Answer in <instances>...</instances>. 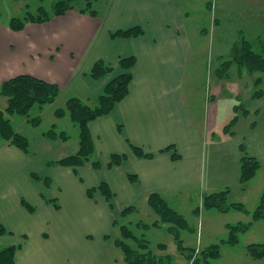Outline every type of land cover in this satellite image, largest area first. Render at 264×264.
I'll list each match as a JSON object with an SVG mask.
<instances>
[{"label":"crops","instance_id":"crops-1","mask_svg":"<svg viewBox=\"0 0 264 264\" xmlns=\"http://www.w3.org/2000/svg\"><path fill=\"white\" fill-rule=\"evenodd\" d=\"M98 8L97 17L70 11L46 24L28 23L20 32L0 22V85L16 76L31 75L57 84L63 95L95 101L124 72L120 59H136L129 95L110 114L89 125L99 169L90 164L77 168L52 165L56 159L47 156L61 159L69 153L63 152L67 142L46 138L43 130L24 119L15 125L29 141L28 153L8 142L1 145L0 221L8 233L0 236V247H20L15 264H100L115 246L119 236L115 221L125 207L139 203L148 207L153 192L167 200L197 191L201 198L208 149L216 139H227L210 137L219 124V96L231 93L225 109L235 114V109L243 108L246 116L260 113L257 103L264 101V95L253 97L256 83L249 78L241 82L238 77L225 80L216 75L210 88L212 98L203 113L207 126L197 123L185 99L194 47L190 16L183 11L181 0H100ZM133 27L142 28L143 35L112 36ZM219 56L218 62H225ZM99 61L113 72L94 79L91 70ZM238 71L242 75L244 69ZM253 74L260 80L263 73ZM251 103L257 106L249 107ZM235 135L236 131L228 139ZM134 146L153 157L136 156ZM169 147L173 149L166 151ZM71 149L74 152L77 146ZM113 155L125 159L109 169ZM213 178L210 193L218 192L215 184L220 179ZM103 182L113 194L110 202L100 191L93 198L88 195L89 189ZM23 201L34 211L23 206Z\"/></svg>","mask_w":264,"mask_h":264},{"label":"rangeland","instance_id":"rangeland-1","mask_svg":"<svg viewBox=\"0 0 264 264\" xmlns=\"http://www.w3.org/2000/svg\"><path fill=\"white\" fill-rule=\"evenodd\" d=\"M53 1L45 0L42 3L40 0H0V22L8 23L9 26L12 19L24 18L28 12L35 13L42 4L48 11H52ZM181 4L183 11L190 16V33L194 47L188 64L185 99L193 119L207 126L204 123L206 118L203 113L205 105H208L212 98L210 88L212 82L214 83L217 79L216 70L222 64L218 62L221 57L219 55L223 56L220 59H224L225 62L231 61L230 52H234L235 47L240 45L242 40L251 43L255 52L264 53V0H181ZM248 17H251L250 25L247 22ZM236 66L233 63L229 70H224V73H228L226 77H230L225 80L238 77L241 82H246L249 78L256 83L255 92L261 89V96H263L264 72H258L263 73L260 77L263 84L258 85L259 79L254 76L255 74L251 75L245 67L246 69L240 75L238 68L241 69V67ZM230 95L231 93L225 91L219 96V124L210 137L214 139V136H227V139L223 141L216 139L215 144L210 145L211 152L208 149L207 181L203 190L205 194L200 198L197 191H192L188 195L167 198L169 206L183 215L189 223V228L179 229L183 246L188 252L181 253L169 232L168 225L151 227L145 232L150 251L159 258L169 256L172 264H195L205 250L214 246L218 248V257L201 261V264H264V257L259 259L250 254V250L254 248L252 246L264 245V101L257 103V105L261 104L258 114L246 116L243 108L235 109L233 114L229 112V109H225ZM67 98L68 96L64 94L54 105L45 108L42 115L43 129H49L55 122L53 113L57 108L64 107ZM0 99L3 100V98ZM257 105L251 103L249 107ZM38 114L37 108L32 110L33 116ZM236 117L238 121L232 124ZM19 119L23 118L15 116L13 119L15 129V122ZM252 122L256 123L252 124ZM226 126L229 129L228 133L225 132ZM255 126L257 127L253 131ZM58 131H65L70 136V139L66 141L67 147L63 151L69 153L64 154L61 159L57 158L59 156H47L48 160L56 159L50 163L69 157L78 149L77 127L68 121H60ZM235 131L234 138L228 139L230 135L235 134ZM72 146L74 148L77 146L74 152H72ZM244 156L255 158L261 167L252 179L242 183L241 162L239 163L238 159ZM214 176L220 179L215 184L216 191L229 190L228 204L237 203L241 205L240 209L232 207L219 211L216 208L204 207L205 196L210 194L209 188L215 182ZM135 206L139 207V212L130 216L128 221L133 224L142 221L152 225L158 220L151 209L143 203L135 204ZM134 227L132 226L136 230ZM233 227L241 228L234 232ZM136 234L140 235L142 232L137 231ZM231 235L237 241L230 242ZM132 244L136 247L134 243ZM159 244H164L165 247L159 249ZM122 256L121 250L112 245V249L107 251L100 264H125Z\"/></svg>","mask_w":264,"mask_h":264},{"label":"trees","instance_id":"trees-1","mask_svg":"<svg viewBox=\"0 0 264 264\" xmlns=\"http://www.w3.org/2000/svg\"><path fill=\"white\" fill-rule=\"evenodd\" d=\"M40 1L43 3L45 0ZM99 1L100 0H54L52 11H48L41 3L42 5L38 7L35 13L28 12L24 18L12 19L9 27L13 31L20 32L24 30L28 23L46 24L55 17L65 16L70 11H77L82 15L97 17ZM143 33L142 28L133 27L128 30L113 33L112 36L134 38L143 35ZM239 44L240 45L235 47L232 60L223 62L217 68L216 75L221 79L228 77H226L228 73H224V70H229V67L233 63L240 66L241 69L247 68L251 73L264 72V53L255 52L252 44L245 40H242ZM135 63V57L121 58L119 66L124 72L110 81L105 87L103 94L95 101L84 100L77 96H68L64 103V107H59L54 111L53 116L55 122L46 130L42 128V115L46 107L54 105L59 98L63 96L62 89L57 84L49 83L31 75H20L3 82L0 85V98H3L5 103L0 105V147L3 142H8L26 153L29 151L28 139L18 133L14 127L13 119L15 116L22 117L35 128H41L46 138L63 142L68 141L70 136L65 131H58V123L60 121H68L78 128V149L75 154L51 164L75 168L90 164L93 168L99 169L101 163L96 159L95 143L89 125L96 119L110 114L114 108L129 95L130 85L133 81L131 70L135 66ZM112 72L113 68L111 66L99 61L92 68L91 77L99 79ZM257 83L259 85L260 80L257 81ZM261 95L262 92L260 89L254 93L253 97H262ZM35 108L38 109L39 114L37 116L32 115V110ZM236 121H238L237 117L232 121V124H235ZM225 129V132L228 133V126H226ZM170 149H173V147H169L166 151ZM133 152L136 156L141 158L153 157L152 154L145 153L139 147L134 146ZM178 156L179 155L176 153L173 155L175 158ZM124 159L125 156L113 155L108 164V168L111 169L121 165ZM260 167V163L255 158L244 156L241 159V182L244 183L252 179ZM95 191H100L108 202H110L113 197L109 186L105 182L101 183L98 188L88 190L90 198H93ZM228 195L229 190L206 194L204 207L207 209L216 208L219 211H225L232 207L240 209L239 207L241 205L237 203L228 204ZM23 206L30 211H34V208L26 201H23ZM147 206L157 216L158 220L152 225L142 221L133 224L131 221H128V218L138 213L139 207L133 205L124 208L119 219L115 222V225L119 229V237L115 240V246L123 253L125 264H172V259L169 256L159 258L150 251L145 232L151 227H157L161 224L168 225L170 234L173 236L175 242L178 244L179 250L183 254L188 251L183 246L184 243L179 234V229L189 228V223L183 215L172 209L167 200L158 192H153L148 196ZM132 226L136 230H134ZM240 228L241 227H233V231H238ZM137 231H141L142 234H136ZM6 233L8 232L0 221V236ZM232 241L237 240L231 235L230 242ZM132 243H134L136 247H133ZM164 247V244L158 245L159 249ZM252 247L254 248L250 250V254L253 257L259 259L264 257V245ZM19 248L18 246L0 247V264H15V258ZM216 257H218V248L214 246V248L205 250L201 258H199L195 264H201V261Z\"/></svg>","mask_w":264,"mask_h":264}]
</instances>
